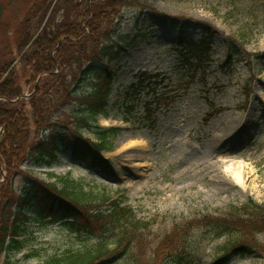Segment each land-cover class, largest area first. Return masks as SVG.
<instances>
[{"label": "rangeland", "instance_id": "obj_1", "mask_svg": "<svg viewBox=\"0 0 264 264\" xmlns=\"http://www.w3.org/2000/svg\"><path fill=\"white\" fill-rule=\"evenodd\" d=\"M126 1L128 5L114 11L109 25L102 27L111 38H103L106 45L129 44L108 68L112 74L108 117H98L97 125L119 130L113 152L102 153L108 169L89 171L74 163L67 151L51 168L20 166L22 175L13 173L7 181L6 174L0 186L6 184L19 194L27 181L47 185L69 175L82 184L88 201L96 203L110 195L111 202L132 208L138 220L149 223L143 237L157 244L176 227L193 224L187 242L184 239L185 256L195 258L193 264H210L229 237L213 239L205 222H199L206 216H224L231 206L250 200L264 206V0ZM54 2L48 18L58 0ZM208 32L213 33L210 61L198 66L192 60L188 65L180 55L182 42L200 41ZM13 54L15 60L23 56L14 48ZM142 74L151 76L145 90L127 99ZM87 84L91 79L79 87L86 92ZM21 85L28 102L34 84L23 79ZM157 96L170 103H162L158 110L154 106L153 118L146 119L145 105ZM49 102L51 121L75 132L73 104L62 107L54 97ZM26 107L31 117L28 103ZM132 107L135 111L130 113ZM36 134L32 130L31 141ZM82 140L86 149L97 141L88 129L82 130ZM1 195L3 202L11 196ZM111 202L100 211L109 212ZM29 233L31 244L15 256L18 264H43L46 258L79 246L77 235L63 222L30 224ZM258 238L264 244V235ZM225 264H264V258L229 256Z\"/></svg>", "mask_w": 264, "mask_h": 264}, {"label": "trees", "instance_id": "obj_2", "mask_svg": "<svg viewBox=\"0 0 264 264\" xmlns=\"http://www.w3.org/2000/svg\"><path fill=\"white\" fill-rule=\"evenodd\" d=\"M54 1L0 0V98H3L0 129L4 130L0 133V180L3 171L7 181L13 173V176L22 175L19 167L25 162L51 168L67 151L76 164L84 165L89 171L108 169L109 161L95 155L94 148L112 151L119 130L97 125L98 117H108L106 110L112 92V74L108 68L129 44L121 41L118 45H106L103 38L108 41L111 38L105 33L107 28L102 27L104 23L109 25L114 11L128 5V1L86 0L84 4L85 0H58L53 16L48 18ZM61 11L63 14L57 20ZM41 26L43 29L37 37ZM208 35L200 42L192 39L183 42L180 53L187 63L193 59L198 63L210 59L209 40L213 34ZM246 38L242 36L244 43ZM13 48L19 55L28 48L21 56L19 69L12 68ZM231 61L232 56L227 63L231 65ZM146 76L127 93V99L144 88ZM23 79L34 84L28 102L23 98ZM89 79L91 84H87L84 92L79 84ZM49 97L59 99L62 107L73 104V114L78 118L75 132L63 123L51 121ZM164 101L157 98V106ZM27 103L31 117L26 111ZM129 112H133L131 108ZM145 115L149 120L153 118V103L147 104ZM84 129L90 130L97 140L90 146L91 150L86 149L82 140ZM32 130L37 133L33 141ZM56 178L55 183L47 185L27 181L19 194H13L6 184L0 186V195L4 192L11 195L4 202L0 196V264H18L15 256L31 244L29 225H43L47 221L65 223L77 235L79 246L48 257L43 264L194 263L195 258L185 256L186 238L193 224L181 230L176 227L157 244L143 237L142 231L149 223L138 220L132 208L122 207L116 200L111 202L110 195L93 203L94 200L88 201L80 182L69 175ZM108 202L111 210L101 212L100 207ZM15 203L14 213L11 209ZM204 222L203 227L214 233L213 239L229 237L211 264H225L227 253L264 258V244L258 238L264 235V206L250 200L239 207L231 206L224 216H206L199 224Z\"/></svg>", "mask_w": 264, "mask_h": 264}, {"label": "bare ground", "instance_id": "obj_3", "mask_svg": "<svg viewBox=\"0 0 264 264\" xmlns=\"http://www.w3.org/2000/svg\"><path fill=\"white\" fill-rule=\"evenodd\" d=\"M19 65H20V59H19V57L18 58H16V60H15V62H14V67H19ZM42 78V76H40L39 77V80ZM1 83V82H0ZM37 87V86H36ZM35 90H36V88H35Z\"/></svg>", "mask_w": 264, "mask_h": 264}]
</instances>
